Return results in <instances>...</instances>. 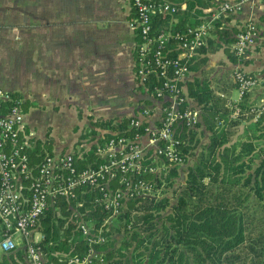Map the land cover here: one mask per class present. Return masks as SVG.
Returning <instances> with one entry per match:
<instances>
[{
  "label": "trees",
  "instance_id": "16d2710c",
  "mask_svg": "<svg viewBox=\"0 0 264 264\" xmlns=\"http://www.w3.org/2000/svg\"><path fill=\"white\" fill-rule=\"evenodd\" d=\"M170 1L183 6L182 9L174 15H156V28L177 31L200 25L224 0ZM214 26L222 41L234 40L223 21L215 20ZM170 43L177 45L173 37ZM221 47L229 49L228 45L209 38L190 57V70L198 71L207 61L208 53ZM180 51L176 49L172 55ZM211 82L212 79L202 75L185 81L187 97L201 108L202 116V121L199 119L193 127L184 124L178 127L185 160L176 163L165 159L166 170H147L141 174L151 188L144 196L126 200L121 213L113 217L115 225L110 230L105 227L102 232L106 241L95 246L106 258H114L118 264H264V114L254 119L253 114L241 113L230 119L235 107L228 105L220 92L232 85H226L223 79L216 85ZM251 90H246L237 104L241 112L256 104L245 99ZM189 102L187 98L183 106ZM129 120L130 116L97 119L95 124L133 136L135 130L129 127ZM202 122L211 134L207 143L199 145L197 129ZM111 135L110 131L105 132L100 140ZM198 146L201 148L196 153ZM54 149L53 139L47 136L29 152L35 162L47 153L53 154ZM81 156H78L80 165L98 158L94 148ZM191 156L195 157L192 163ZM184 166L187 170L184 184L174 186ZM165 181L168 191L161 193ZM171 189L172 194H167ZM76 192V197H56L41 222L39 219L38 230L43 238L37 245L50 261H57L67 253H85L89 242L78 221L95 219L97 233L111 214L93 202L100 194L98 190L79 188ZM2 235L0 229V239ZM0 264L31 263L25 247L18 246L10 251L0 250Z\"/></svg>",
  "mask_w": 264,
  "mask_h": 264
},
{
  "label": "built area",
  "instance_id": "2783aa9c",
  "mask_svg": "<svg viewBox=\"0 0 264 264\" xmlns=\"http://www.w3.org/2000/svg\"><path fill=\"white\" fill-rule=\"evenodd\" d=\"M243 1L224 0L202 24L172 31L156 28L155 16L177 14L183 6L170 0H131L134 17L130 26L139 38L134 46L135 76L146 92L160 99L161 110L156 117L153 108L144 106L139 113L131 115L129 127L135 130L133 136L91 125L85 132L88 136L79 139L74 148L54 150L53 154L47 153L42 160L34 162L29 150L36 147L38 137L26 124L22 98L0 87L1 251L23 246L31 264H118L116 259L96 251L95 246L106 241L102 232L105 227L110 230L115 225L113 217L121 213L126 200L144 196L151 188V183L140 177L141 174L147 170H166L165 159L176 163L185 160L177 136L178 127L180 124L193 127L200 117V111L189 103L183 106L188 98L185 81L191 73L189 59L197 47L214 36L215 20L239 10ZM259 31L257 24L249 21L236 33L232 49L239 59L255 45ZM172 37L177 45L170 43ZM176 49L180 53L172 55ZM233 77L240 94L256 83V78L240 67L234 70ZM234 107L232 118L242 113L253 114L257 119L264 114V100L243 112L236 103ZM109 131L112 135L100 140ZM90 148L95 149L98 158L80 165L78 159ZM79 188L98 190L100 194L93 202L111 214L97 233L95 219L78 221L89 242L85 253H67L57 261H50L37 245L43 238L38 230L39 219L41 222L56 197H76ZM36 233L40 234L39 239L35 238Z\"/></svg>",
  "mask_w": 264,
  "mask_h": 264
},
{
  "label": "crops",
  "instance_id": "0c3cea01",
  "mask_svg": "<svg viewBox=\"0 0 264 264\" xmlns=\"http://www.w3.org/2000/svg\"><path fill=\"white\" fill-rule=\"evenodd\" d=\"M133 17L131 0H0V87L22 98L26 124L38 141L53 138L48 121L55 114L71 119L70 126L77 131L71 144L53 139L58 151L74 148L95 124L92 119L131 116L139 113L143 103H151L154 116H160L159 101L135 76L134 46L139 38L130 26ZM221 21L230 37L246 22L254 21L260 30L255 45L239 59L233 53L234 40L222 41L214 27L212 38L229 49L208 53L202 68L191 71L188 79L208 76L214 85L223 79L232 86L220 94L233 106L243 99L244 92L240 94L233 77L240 67L256 78L245 99L259 103L264 100V0H244L239 10ZM117 88L127 92L124 100L129 104L114 108L101 104V100H122L114 93ZM234 89L238 90L236 96ZM188 99L200 111L202 121L201 108ZM230 119H234L232 112ZM40 122L43 129L37 126ZM202 125L210 137L203 122L197 129L199 135Z\"/></svg>",
  "mask_w": 264,
  "mask_h": 264
},
{
  "label": "rangeland",
  "instance_id": "374dc122",
  "mask_svg": "<svg viewBox=\"0 0 264 264\" xmlns=\"http://www.w3.org/2000/svg\"><path fill=\"white\" fill-rule=\"evenodd\" d=\"M233 73H234V71H233ZM114 93L118 96V98H120L122 100H101L100 101L101 104L106 105L107 107H110V108H114L116 106H121V105L124 107V106H127L129 104V102L126 103V100H124L126 98V97H124V95L127 92L125 93V90L123 88H117L114 91ZM237 93H238V90L237 89H234L233 90V96H236ZM156 99L158 101L160 100L158 98H156ZM158 103H160V102H158ZM141 106L142 107L148 106L150 108H153V112H154L155 107H152V104L151 103H143ZM37 121L38 120H36V123H37ZM92 122L95 123V121L93 119H92ZM48 123L49 124L50 123L52 124V127H53V138L52 139H54L55 142L56 141L64 140L67 143L71 144V142H73L76 139L77 131L75 130V128H72L70 126L72 123H71V119H69L68 117L64 116L62 118V117L59 116V114H55V115H53V119L52 120L50 119L48 121ZM37 126H39L41 128L42 127H45L44 124H43V122L38 123ZM39 127H38V131H40V133H43L41 130H39ZM206 133H207V131H205V128L202 125V130H201V134H200L201 140H200V144L199 145H201V144L203 145V144H205L209 140V137H208V135ZM43 135H45V134H42V136ZM200 148L201 147L198 146L196 148L195 152L198 153V151L200 150ZM194 158H195L194 156H191L190 157V163L193 162ZM185 166H184V169L181 170L180 176L176 180L174 186H179L181 184H184V181L186 179V174H187V170H186V167ZM164 184H166V185L164 186V189L161 190V193H166L168 191V188H166L168 186V182L165 181ZM171 192H172V189L167 194H172ZM173 199H174V197H173ZM170 209H171V206L168 207V210H170ZM35 238L36 239H39L40 238V234L39 233H36Z\"/></svg>",
  "mask_w": 264,
  "mask_h": 264
}]
</instances>
